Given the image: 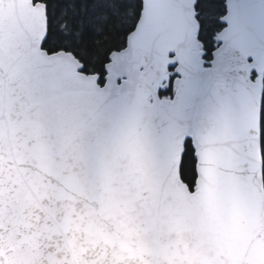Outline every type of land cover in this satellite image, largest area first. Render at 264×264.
I'll return each instance as SVG.
<instances>
[{"label": "snow or ice", "instance_id": "obj_1", "mask_svg": "<svg viewBox=\"0 0 264 264\" xmlns=\"http://www.w3.org/2000/svg\"><path fill=\"white\" fill-rule=\"evenodd\" d=\"M0 264H264V0H0Z\"/></svg>", "mask_w": 264, "mask_h": 264}]
</instances>
